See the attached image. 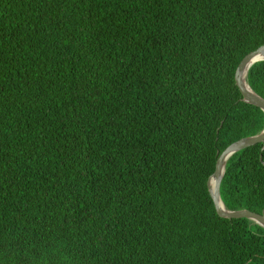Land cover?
I'll return each mask as SVG.
<instances>
[{
	"label": "trees",
	"instance_id": "obj_1",
	"mask_svg": "<svg viewBox=\"0 0 264 264\" xmlns=\"http://www.w3.org/2000/svg\"><path fill=\"white\" fill-rule=\"evenodd\" d=\"M262 46L264 0H0V264H264L207 188L264 129L234 81ZM246 82L264 99V61ZM263 146L227 210H264Z\"/></svg>",
	"mask_w": 264,
	"mask_h": 264
},
{
	"label": "water",
	"instance_id": "obj_2",
	"mask_svg": "<svg viewBox=\"0 0 264 264\" xmlns=\"http://www.w3.org/2000/svg\"><path fill=\"white\" fill-rule=\"evenodd\" d=\"M264 61V46L247 55L238 65L234 74L235 85L241 92L243 99L253 104L264 114V99L255 94L247 85L246 76L248 70L258 62ZM257 144L264 145V129L257 135L243 138L228 146L218 157L215 169L207 180V188L210 199L217 215L223 219H245L264 230V210L260 213H253L247 210H227L220 199V184L225 171L227 161L237 152L253 147ZM264 150V146L261 149ZM260 162L264 165L260 156Z\"/></svg>",
	"mask_w": 264,
	"mask_h": 264
}]
</instances>
